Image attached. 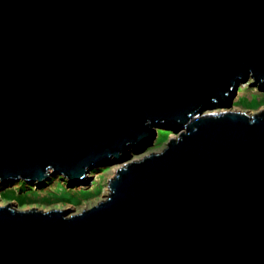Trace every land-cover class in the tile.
<instances>
[{"label": "water", "instance_id": "1", "mask_svg": "<svg viewBox=\"0 0 264 264\" xmlns=\"http://www.w3.org/2000/svg\"><path fill=\"white\" fill-rule=\"evenodd\" d=\"M249 78L264 0H0V182L121 163L78 213L0 205V264H264V109L204 111Z\"/></svg>", "mask_w": 264, "mask_h": 264}, {"label": "rangeland", "instance_id": "2", "mask_svg": "<svg viewBox=\"0 0 264 264\" xmlns=\"http://www.w3.org/2000/svg\"><path fill=\"white\" fill-rule=\"evenodd\" d=\"M253 79L240 82L228 106L214 105L204 111L239 110L248 114L264 109V91L252 84ZM154 139L142 150H132L128 160L139 159L152 152H159L169 137L178 132L168 124L154 125ZM121 163H111L92 168L84 181L70 183L59 174H51L43 185L26 180H7L0 182V205L12 204L16 209L37 208L41 210L67 209L69 214L78 213L103 200L108 190V180Z\"/></svg>", "mask_w": 264, "mask_h": 264}, {"label": "bare ground", "instance_id": "3", "mask_svg": "<svg viewBox=\"0 0 264 264\" xmlns=\"http://www.w3.org/2000/svg\"><path fill=\"white\" fill-rule=\"evenodd\" d=\"M169 137H173V134H171Z\"/></svg>", "mask_w": 264, "mask_h": 264}]
</instances>
